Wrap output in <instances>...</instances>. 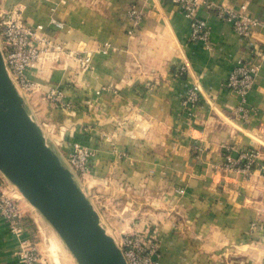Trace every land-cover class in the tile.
Masks as SVG:
<instances>
[{
  "label": "crops",
  "instance_id": "crops-1",
  "mask_svg": "<svg viewBox=\"0 0 264 264\" xmlns=\"http://www.w3.org/2000/svg\"><path fill=\"white\" fill-rule=\"evenodd\" d=\"M11 1L29 25L43 24L68 49L91 52L82 71L63 56L38 64L29 74L37 88L24 97L35 120L58 126L60 134L49 140L59 156L65 159L73 142L90 150L81 185L89 190L90 179L138 194L141 203L130 215L139 208L140 216L128 228L157 241L159 264H261L264 26L240 40L217 8L245 4L264 20V0H198L197 16L210 30L207 47L189 41V19L171 0ZM133 4L143 14L136 28L128 17ZM52 18L64 29L49 26ZM242 60L258 65L243 104L225 85ZM191 84L200 90L193 109L181 103ZM55 87L63 89L65 108L44 98ZM241 105L245 117L238 115ZM249 149L260 153L251 170L225 168L227 156L235 160ZM0 192L18 201L22 215L19 234L0 216V264H21L23 246L48 260L50 230L41 216L1 173Z\"/></svg>",
  "mask_w": 264,
  "mask_h": 264
},
{
  "label": "built area",
  "instance_id": "built-area-1",
  "mask_svg": "<svg viewBox=\"0 0 264 264\" xmlns=\"http://www.w3.org/2000/svg\"><path fill=\"white\" fill-rule=\"evenodd\" d=\"M171 2L189 19V41L201 42L204 46H209L210 30L206 21L197 16L200 2L198 0H171ZM207 5L212 6V4ZM22 11L21 6L16 5L7 14H0V49L8 73L18 89L31 94L37 88V84L29 80L31 70L39 66L38 64L58 61L62 56L66 61L75 63L81 71L89 66L91 60L89 50L79 52L68 49L63 42L50 35L43 24L29 25L24 20ZM217 16L231 25L232 32L240 40L250 38L258 26H264V20L249 15L245 4H242L238 10L219 7ZM128 17L134 22V28H136L141 23L143 14L140 8L133 4L128 10ZM49 26L60 32L65 24L52 18ZM257 70L258 65L252 60H242L229 74L225 85L240 98L242 104L246 102L247 94L252 89ZM199 97V87L191 84L185 89L181 103L193 109ZM44 98L53 107L65 108L62 102L63 89L61 87L49 89L44 94ZM246 113L247 110L241 105L238 115L245 117ZM259 156L260 153L256 149L242 152L235 160L227 156L225 168L239 167L249 171L256 164ZM90 157L91 152L86 146L80 142H73L72 150L64 160L76 176L85 180L90 169ZM0 216L7 222L10 232L21 233L22 215L18 201L1 192ZM118 246L122 249L127 264H159L156 258L158 243L155 239L144 240L139 232H133L119 237ZM20 260L21 264H48L46 258L36 248L29 246L22 247ZM261 264H264V258Z\"/></svg>",
  "mask_w": 264,
  "mask_h": 264
},
{
  "label": "water",
  "instance_id": "water-1",
  "mask_svg": "<svg viewBox=\"0 0 264 264\" xmlns=\"http://www.w3.org/2000/svg\"><path fill=\"white\" fill-rule=\"evenodd\" d=\"M0 173L55 231L77 264H127L98 209L32 116L1 49Z\"/></svg>",
  "mask_w": 264,
  "mask_h": 264
},
{
  "label": "rangeland",
  "instance_id": "rangeland-1",
  "mask_svg": "<svg viewBox=\"0 0 264 264\" xmlns=\"http://www.w3.org/2000/svg\"><path fill=\"white\" fill-rule=\"evenodd\" d=\"M12 4L13 2L11 0H0V14H7L8 12H10L14 7H10ZM19 92L22 96L28 98L26 97L29 95L28 93H25L21 89H19ZM36 107H38L37 112H41L39 104H37ZM42 114L43 111L41 112V115ZM36 121L42 128L44 135H46L49 145H52V142H50L49 138L50 135L60 134L58 126L52 125L51 122H47L42 117L37 118ZM56 140H58V145L64 144L63 139H61V141L59 142L60 139L59 137H57ZM76 178L80 182V184L81 182L83 183V180H81L80 177L76 176ZM87 182L88 183H86L85 185L90 186V189L87 190V188H84L82 186L83 190L88 198L92 199V202L95 204L96 209H98L102 226L112 237H114L118 244V239L123 234L133 233V231L129 230L128 223L130 220L138 219L140 216V210H138L139 208H137L135 213H133L134 217H131L130 215V212L132 213L134 210V205L135 207H139L138 205L141 203L139 196L137 194L133 197L131 193L126 191L123 192V189L115 188L113 184H92L90 179H88ZM11 186L13 185L11 184ZM13 190H15L18 196H20V198L24 200V198L14 186ZM45 225L50 230L49 238L51 246L46 252V256L49 260V262L47 260L48 264H77L74 257L66 248L60 237H58L55 231L46 222ZM121 230H124V232H121Z\"/></svg>",
  "mask_w": 264,
  "mask_h": 264
}]
</instances>
